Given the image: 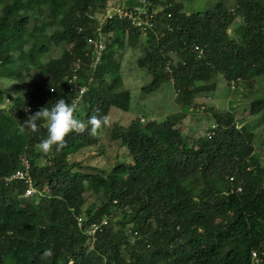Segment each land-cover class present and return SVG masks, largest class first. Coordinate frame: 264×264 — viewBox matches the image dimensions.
Masks as SVG:
<instances>
[{"label": "trees", "instance_id": "1", "mask_svg": "<svg viewBox=\"0 0 264 264\" xmlns=\"http://www.w3.org/2000/svg\"><path fill=\"white\" fill-rule=\"evenodd\" d=\"M141 1L0 0V78L22 83L13 86V98L0 86V264H264V164L254 151L253 128L238 126L233 112L211 108L212 127L191 138L181 131L182 111L114 124L110 138L131 163H115L109 172L69 160L99 144L108 125L96 137L87 129L70 132L60 150L47 153L38 147L43 123L36 132L19 131L56 99L73 102V76L84 89L74 116L86 126L92 115L129 110L131 92L122 88L117 54L139 44L142 33L127 18L103 16ZM145 5L157 13L136 61L151 77L143 92L171 83L174 102L185 111L215 89L217 75L251 86L264 74V0H234L232 7L220 0L190 13L173 0ZM238 18L242 28L232 33ZM90 40L104 46L96 66ZM51 45L63 47L61 55L44 59ZM263 111L264 97L249 102L248 115ZM23 159L37 191L27 199L22 183L4 185ZM86 194L94 201L86 204ZM78 216L84 229L104 217L108 225L91 243ZM45 249L51 257L42 256Z\"/></svg>", "mask_w": 264, "mask_h": 264}, {"label": "rangeland", "instance_id": "2", "mask_svg": "<svg viewBox=\"0 0 264 264\" xmlns=\"http://www.w3.org/2000/svg\"><path fill=\"white\" fill-rule=\"evenodd\" d=\"M219 1L220 0H173L174 3H182V11L185 13L194 12L196 10H210L214 8ZM222 1L225 3L226 7H232L234 5V0ZM110 2H112V0H110ZM136 6L142 5L136 4ZM190 6H192V9H190ZM160 9L161 7L156 10ZM114 11L113 9H109V12L106 11V13L109 14ZM33 15L35 14L33 13ZM241 28L242 20L238 18L231 25V32L237 33ZM13 40V45H15V47L21 46V43L16 40V38ZM144 40L145 35H142L139 44L135 47L126 45L118 50L117 54V58L121 62L122 88L128 89L131 92L129 110L123 112L112 108L108 115V126L103 129L99 144L77 151L69 156V160L78 161L83 166H92L109 172L115 163H131V158L128 156L126 149L121 146L119 141L110 138L112 125L116 124L121 127H126L129 122L135 118L144 123L147 119L158 120L166 115L180 113L182 111L184 112L180 127L182 133L190 138L199 137L204 135L214 123L212 118L213 112L211 111V108H213L215 111L221 113L231 111L234 113L238 126L245 125L253 128L255 133L253 142L254 151L264 164V111L256 116L248 115L249 102L264 97V74L255 77L253 82H251V86H248L242 81H236L233 87H231L232 84H228L223 77L217 75L213 80L216 83L215 89L209 94H202L197 97L194 106L190 105V108H182L185 109L184 111L181 110L180 105L174 102L175 92L171 83L164 84L159 90L149 94L143 92L142 87L151 81V77L136 65V61L143 56L142 43ZM62 49L63 47L51 45L44 59L49 57L58 58L61 55ZM168 55L173 59L176 58L174 53H168ZM17 66V69L21 73L22 67L19 66V64H17ZM105 79L110 81L109 76H106ZM26 81H29V79L26 78ZM16 84L22 83L15 80L0 78V86L6 90L5 93L6 95L8 94L7 96L10 98L14 97L12 88ZM9 104H7V106ZM77 109H79V106ZM96 135L99 136L97 133L94 134L95 137ZM39 163H43V160H39ZM85 196L88 197V199H86V204L94 201L93 197L87 194ZM33 202H37V198H33Z\"/></svg>", "mask_w": 264, "mask_h": 264}, {"label": "clouds", "instance_id": "3", "mask_svg": "<svg viewBox=\"0 0 264 264\" xmlns=\"http://www.w3.org/2000/svg\"><path fill=\"white\" fill-rule=\"evenodd\" d=\"M76 109L77 104L75 102L69 103L64 98H58L50 107L44 106L40 108L23 123H20L19 131L21 133L26 131L36 132L40 123H43L46 127V135L39 141L38 147L41 152L47 153L53 147L56 150H60L64 146L65 136L70 132H82L87 129L89 133L94 135L109 123L107 115H92L89 117L86 126L84 121L74 116ZM52 254L51 249H45L42 256L51 257Z\"/></svg>", "mask_w": 264, "mask_h": 264}, {"label": "built area", "instance_id": "4", "mask_svg": "<svg viewBox=\"0 0 264 264\" xmlns=\"http://www.w3.org/2000/svg\"><path fill=\"white\" fill-rule=\"evenodd\" d=\"M141 5L142 6H135L131 9L121 8V7L111 8L115 11L109 14L106 13L103 16V18H112L114 15H117L119 18H127L128 20H130L131 25L133 27L139 29L142 35H145V33L153 27L152 16L153 14H156L157 11L151 10V13H149L145 5V0L141 1ZM107 12H109V9L107 10ZM91 44L94 45L93 47L94 57H93L92 65L96 66L97 64L100 63V56L104 49V46L101 43V41L96 42V41L90 40L89 45ZM195 49L197 50L196 47ZM165 71L168 73H171V68L169 64H166ZM74 77L75 76L69 79V83L71 84L69 91L74 90L77 92V97H75L73 100V102L77 104V102L79 101L80 97L82 96L84 92V89L79 88L76 85ZM231 87H233V85ZM14 181L20 182L24 185V191H23V194L21 195V198H29L36 193L34 182L30 175V163L27 159H23L21 161L20 168L17 169L13 174L4 178V185H9L13 183ZM76 222H77L78 228L84 230L85 234L89 237V240L91 243L94 242V240L96 239V236L99 233H101L108 225V219L106 217H104L100 221L90 223L89 225L86 226L85 229L83 228L84 218L82 216H78ZM127 232L131 233L130 230H127ZM133 235H136V232H133ZM252 260L255 263L258 261L255 253H252Z\"/></svg>", "mask_w": 264, "mask_h": 264}]
</instances>
